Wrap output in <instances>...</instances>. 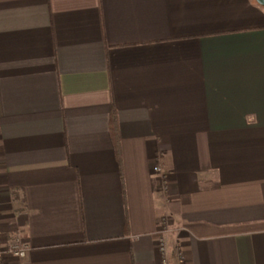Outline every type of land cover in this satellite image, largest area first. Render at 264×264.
I'll return each instance as SVG.
<instances>
[{
  "label": "crops",
  "instance_id": "0c3cea01",
  "mask_svg": "<svg viewBox=\"0 0 264 264\" xmlns=\"http://www.w3.org/2000/svg\"><path fill=\"white\" fill-rule=\"evenodd\" d=\"M165 222L264 264V6L0 0V264H165Z\"/></svg>",
  "mask_w": 264,
  "mask_h": 264
},
{
  "label": "built area",
  "instance_id": "2783aa9c",
  "mask_svg": "<svg viewBox=\"0 0 264 264\" xmlns=\"http://www.w3.org/2000/svg\"><path fill=\"white\" fill-rule=\"evenodd\" d=\"M155 172L159 173L162 176V183H163V189L167 190L168 188V182H167V174L163 172L162 167L160 165H155L154 166ZM169 232L168 224L165 222L163 223V230L161 235L158 238V246H159V251L163 257V262L166 264L168 262V239H167V234ZM8 252L11 255H14L15 257H18L21 260L26 259L27 257V247L25 243L23 242V239L20 235H17L10 243ZM5 249L0 245V259L4 255ZM180 258L181 252H179Z\"/></svg>",
  "mask_w": 264,
  "mask_h": 264
},
{
  "label": "water",
  "instance_id": "95a60500",
  "mask_svg": "<svg viewBox=\"0 0 264 264\" xmlns=\"http://www.w3.org/2000/svg\"><path fill=\"white\" fill-rule=\"evenodd\" d=\"M260 5L264 6V0H256Z\"/></svg>",
  "mask_w": 264,
  "mask_h": 264
}]
</instances>
